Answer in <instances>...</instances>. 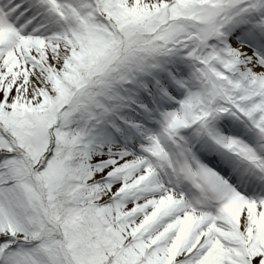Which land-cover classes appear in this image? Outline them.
Returning a JSON list of instances; mask_svg holds the SVG:
<instances>
[{
  "label": "snow or ice",
  "instance_id": "obj_1",
  "mask_svg": "<svg viewBox=\"0 0 264 264\" xmlns=\"http://www.w3.org/2000/svg\"><path fill=\"white\" fill-rule=\"evenodd\" d=\"M0 264H264V0H0Z\"/></svg>",
  "mask_w": 264,
  "mask_h": 264
}]
</instances>
